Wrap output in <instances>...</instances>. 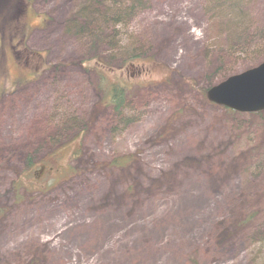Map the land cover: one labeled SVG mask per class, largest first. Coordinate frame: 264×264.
Returning <instances> with one entry per match:
<instances>
[{"label":"rangeland","instance_id":"374dc122","mask_svg":"<svg viewBox=\"0 0 264 264\" xmlns=\"http://www.w3.org/2000/svg\"><path fill=\"white\" fill-rule=\"evenodd\" d=\"M30 2L21 17L25 43L0 36V264H264V113L230 119L199 95L215 63L204 50L226 48L212 0H141L116 26L114 42L94 46L73 34L75 12H87L81 0ZM250 8L253 21L264 22V0ZM13 45L41 57L20 51L14 59ZM128 49L163 66H148L145 81L167 84L149 86L133 120H99L82 142L61 141L49 151L56 161L28 173L10 152L33 147L34 131L54 114L86 121L97 97L83 69L104 73L93 55L107 60ZM28 59L40 72H28ZM113 67L99 91L118 75ZM141 71L130 67L134 79ZM79 146L91 165L65 175ZM121 157L129 169L106 167ZM238 203L253 221L214 245L215 227L238 214Z\"/></svg>","mask_w":264,"mask_h":264},{"label":"trees","instance_id":"16d2710c","mask_svg":"<svg viewBox=\"0 0 264 264\" xmlns=\"http://www.w3.org/2000/svg\"><path fill=\"white\" fill-rule=\"evenodd\" d=\"M256 1L257 0H212L213 4L211 7L213 9H211L215 10L218 15L217 17L220 21L219 29L221 30L222 40L226 45V48L224 50L219 49L220 47L204 50V56L213 59L215 63H213L214 65L212 67L208 65V68L210 67L209 74L211 75H205V73L202 74L201 82L204 84V87L201 88L200 94H198L208 106L221 110L222 113L229 116L230 119L236 118L240 113L207 102L204 93L207 88L225 79L228 75L255 66L264 58V22H261L259 25V23L254 22L250 16V5ZM30 3V0H0V36L2 38L6 35L9 39L16 41L22 40V42L25 43L26 32L23 29L21 17L27 11L26 9ZM120 3L121 2L117 1L114 3V7L103 8L100 0H81L80 5L84 4L87 7V12L74 16V18L77 17L79 20H76L77 23L73 33L82 37L85 36L84 39H91L90 44L93 46L99 43L106 45L110 42V40H108L109 38L114 42L115 38H117L116 35L118 34L116 26L119 24L117 21L123 17L127 18L133 10L131 8L121 9L122 6ZM135 3L136 5H140L141 0H135ZM107 28L109 32L105 31ZM20 51H22L27 58H30L29 56L32 55L35 57H41L40 54H36L25 47L20 48L13 45L10 48L11 55L14 59L19 58ZM135 51V49H128L124 51L121 57H119L118 54L117 56L111 54L107 57V60L100 56L99 53L93 55L92 59L95 58L96 60L94 61L103 64V69H106V71L103 73L94 70L92 65L91 67L85 66L83 69L85 73L91 74L92 79L95 80L93 82V89L97 97V102L91 109L92 113L86 121H82L78 118L67 119L66 116H64V119L60 122L62 123L60 129L57 128L59 122L46 119L41 120V124L36 128V131H34L32 141L33 147H30L22 154H17L18 152H10V154L17 157V162H21L25 169L29 171L28 173H33L36 163H38L37 171L44 168L46 163L56 161V157L52 156L54 152L49 151L56 146H60V144H62L61 141H69L76 137L77 140L82 142L83 139L91 133V130L94 131L99 129L98 127H101L98 125L99 120L105 126L107 124H110V126L120 124L123 123L124 120H133L134 118H132L130 111H133L134 109L137 111L146 105L145 103L148 101V97L151 94L149 86H153V89L159 90L161 89L160 84H162V82L167 84L168 79L167 81L161 80L160 82L145 81V77L148 73L146 72V68L148 66H157L161 69L164 68L163 66H160V64L153 63L152 61L139 60V53ZM112 52H116V50L112 48ZM237 55L242 56L239 59ZM27 61L28 64L30 63L31 67L33 66V68L30 69L27 64V67H29L28 72L30 74L33 73L32 75H35L40 72V70H35L36 64L32 63L31 59H28ZM105 64H109L110 67L105 66ZM113 66H116L119 69L116 74L121 77L116 75L114 80L108 81L109 85L106 90H103L102 92L99 91L98 88L101 86V80L104 79V76L108 73L111 75L114 74L113 72H115V69ZM131 66L142 67L141 73H137L135 79L131 76ZM169 73H172V71H169ZM184 83H186V85H195L198 81L187 79ZM23 84L24 81H18L14 84L13 89H17L18 91V88L22 87ZM171 89L174 93L179 91L175 86ZM5 92V90L1 91L0 96H3ZM20 97L21 94H18V98ZM262 113L263 112H257L251 115L260 116ZM50 119H52V117ZM214 121L216 120H213L212 123H214ZM31 128L33 129L32 125ZM56 136H58L59 139H55ZM36 152L37 154L38 152L44 153L38 161L32 157ZM69 154V167H67L65 175L69 172V175L74 174L76 167L82 168L91 165V158L89 161H83V158L86 155L80 146L78 149L71 150ZM130 163V158L121 157L114 159L112 162H107L106 167L108 169L114 168L116 170H126L130 168L128 165ZM71 164L73 167H70ZM241 206L242 205L239 204L238 214H235L236 211L230 216L226 224L215 227L217 232L213 237V240H211L214 245L221 244L224 236L231 233V231L242 228L244 229V225L248 226L253 221L252 219L254 217H252V214H243L241 212Z\"/></svg>","mask_w":264,"mask_h":264},{"label":"water","instance_id":"95a60500","mask_svg":"<svg viewBox=\"0 0 264 264\" xmlns=\"http://www.w3.org/2000/svg\"><path fill=\"white\" fill-rule=\"evenodd\" d=\"M207 100L237 112L264 110V60L205 91Z\"/></svg>","mask_w":264,"mask_h":264},{"label":"bare ground","instance_id":"6f19581e","mask_svg":"<svg viewBox=\"0 0 264 264\" xmlns=\"http://www.w3.org/2000/svg\"><path fill=\"white\" fill-rule=\"evenodd\" d=\"M101 1V5L102 7L104 8L105 5L103 4V0H100ZM117 1L121 2L120 5L122 6L121 9H127V8H131L133 9L132 12L135 10L134 8H139V5H136L135 3V0H130V2H126L127 0H116L114 3H116ZM113 3V4H114ZM123 3V4H122ZM115 6V4L113 5V7ZM77 13L75 12V15L76 16ZM78 16V15H77ZM132 17V14H130L127 19H130ZM126 17H123V18H120V20L117 21L118 24H120L121 22H123L122 20H125ZM75 20H79V18H75ZM76 32V31H75ZM73 34H76V33H73ZM91 41V39H89ZM67 119H73V118H69L66 116ZM64 119V116H59L58 114H54V120L56 122H62V120Z\"/></svg>","mask_w":264,"mask_h":264}]
</instances>
